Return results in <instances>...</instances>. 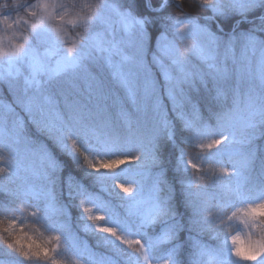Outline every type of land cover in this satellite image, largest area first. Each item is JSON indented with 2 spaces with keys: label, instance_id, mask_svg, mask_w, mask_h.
Here are the masks:
<instances>
[{
  "label": "snow or ice",
  "instance_id": "snow-or-ice-1",
  "mask_svg": "<svg viewBox=\"0 0 264 264\" xmlns=\"http://www.w3.org/2000/svg\"><path fill=\"white\" fill-rule=\"evenodd\" d=\"M0 63L10 264H264V0H12Z\"/></svg>",
  "mask_w": 264,
  "mask_h": 264
},
{
  "label": "trees",
  "instance_id": "trees-1",
  "mask_svg": "<svg viewBox=\"0 0 264 264\" xmlns=\"http://www.w3.org/2000/svg\"><path fill=\"white\" fill-rule=\"evenodd\" d=\"M5 2H8L9 4H11V3H12V0H0V4L5 3ZM29 2H35V0H29ZM115 2L120 3L121 0H115ZM187 3H188V4H192V3H193V0H187ZM185 10H186V11H190L192 14H196L194 10H191V9H188V8H186ZM230 29H231V21H229V22H227V23L225 24V26H224V31H225V33L229 32ZM153 47H154V44H153ZM148 59H149V60L151 59V49L149 50V53H148ZM10 98H11V96H10V94L7 92V89H6L5 87L2 88V90H1V92H0V99H1V100H7V101H8V100H10ZM166 101H167V100H166ZM126 107H129V108H130V105H126ZM169 107H170V105H169ZM32 132H33L34 135H38V134L35 133V129H34V127L32 128ZM41 138H42V137H41ZM257 148H258V149H264V147H262V146H258ZM167 155H168L167 152H165V153H164L165 158H167ZM258 155H259V153H258ZM169 167H171V165H169ZM259 167H260V160H259V158H258V159L256 160V162H255V169H256L257 172L259 171ZM154 172H155V169H153V173H154ZM150 182H151V180L149 179L146 183H149V184H150ZM0 199H3V196H2V195H0ZM181 211H183V209H181ZM193 235H195V234H193ZM186 239H187V234L184 235V237L182 238V240H186ZM197 239L202 240V242H204V243H206V244H210V245H214V244H215V241H213V240L211 239V237L208 236V235L199 236V237H197ZM89 243H90V245L93 246V251H94L95 253H97V256H96V260H97V261L100 259V256H99L100 253H104L105 255H111V253H107L106 250L103 249V248H96V247L94 246V242L89 241ZM164 247H165V250H166V247H167V246H164ZM185 251H186V252L188 251V246H187V245H186V247H185ZM11 259H12L11 254H7V253H6V250L0 248V260L10 262ZM84 264H93V261H90V260L86 257V258H85V262H84Z\"/></svg>",
  "mask_w": 264,
  "mask_h": 264
},
{
  "label": "rangeland",
  "instance_id": "rangeland-1",
  "mask_svg": "<svg viewBox=\"0 0 264 264\" xmlns=\"http://www.w3.org/2000/svg\"><path fill=\"white\" fill-rule=\"evenodd\" d=\"M113 26L116 28L117 31L120 30L121 25L119 24L118 19L116 17H113ZM116 59H118V58H116ZM10 70L11 71H15V69H9V67L7 65H3L2 63H0V74H4V73H6V72H8ZM21 71L25 75L28 74L26 68H22ZM1 90H2V88H0V92H1ZM7 92L10 94L11 98L8 101L7 100H1L0 99V120H3L5 113H7V111H8L7 106L8 105H12V107H14L16 109V112L17 113H19L21 116H24V118L27 119L26 114L23 113L18 107H16V105L14 103V94L10 93L8 89H7ZM165 103H168V101L165 100ZM10 123H11V117H9V125H10ZM256 146L257 147L258 146L264 147V137H260V138L257 139ZM242 147H246V146H242ZM233 234H235V233H233ZM240 234H241V238L243 239V229H242V226L240 228ZM0 264H10V262L0 260Z\"/></svg>",
  "mask_w": 264,
  "mask_h": 264
}]
</instances>
